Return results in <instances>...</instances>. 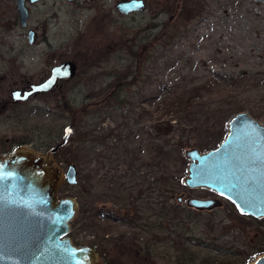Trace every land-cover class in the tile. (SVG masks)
I'll list each match as a JSON object with an SVG mask.
<instances>
[{"label": "rangeland", "instance_id": "374dc122", "mask_svg": "<svg viewBox=\"0 0 264 264\" xmlns=\"http://www.w3.org/2000/svg\"><path fill=\"white\" fill-rule=\"evenodd\" d=\"M150 1L147 12L122 16L117 0H45L29 5L26 28L16 1L0 0L1 154L23 146L47 154L73 125L68 144L53 158L63 169L60 197L79 203L70 234L81 235L80 243L97 234L98 220L88 198L80 204L83 191L100 192L95 201L101 208L109 188L116 195L112 204L131 201L141 191L151 209L153 264H239L249 258L253 264L264 254V219L239 213L209 189L177 188L173 179L185 181L189 159L153 154L154 146L167 142L154 141L150 132L159 120H172V143L183 141L206 153L221 145L238 113L264 125V1ZM29 28L39 35L33 43ZM149 35L140 60L131 59L128 46L138 44L139 53L146 44L139 39ZM101 50L112 55L98 56ZM69 58L79 65L75 80L24 103L12 101L13 91L45 81L55 63ZM171 87L183 101L193 88H203V95L196 94L191 112L182 109L170 118L160 103L153 104ZM120 88L122 99H107ZM80 134L91 144L80 143ZM70 165L79 172L74 186L65 178ZM182 196L185 203L179 206ZM192 198L218 199L222 206L197 211L188 207ZM85 218L91 221L84 223Z\"/></svg>", "mask_w": 264, "mask_h": 264}, {"label": "water", "instance_id": "95a60500", "mask_svg": "<svg viewBox=\"0 0 264 264\" xmlns=\"http://www.w3.org/2000/svg\"><path fill=\"white\" fill-rule=\"evenodd\" d=\"M17 8L22 26H27L29 11L23 0ZM145 8L143 0H122L117 5L125 15ZM35 40L31 29L29 41ZM77 73L74 61L54 65L42 83L13 91L12 101L24 103L36 94L49 93L59 81L74 79ZM69 137L68 130L62 143L47 154L23 146L2 155L0 140V264H101L96 251L77 246L70 236L79 211L77 199L60 197L63 169L53 156ZM186 156L190 162L186 187L214 191L239 213L264 219V125L245 112L238 113L229 121L219 147L206 153L190 149ZM78 176L77 167L68 166L65 178L70 185H77ZM187 204L197 211L222 206L218 199L192 198ZM253 264H264V254Z\"/></svg>", "mask_w": 264, "mask_h": 264}, {"label": "flooded vegetation", "instance_id": "af4514ba", "mask_svg": "<svg viewBox=\"0 0 264 264\" xmlns=\"http://www.w3.org/2000/svg\"><path fill=\"white\" fill-rule=\"evenodd\" d=\"M15 1H16L15 5L17 7V5L19 4V0H15ZM44 1L45 0H35V1L34 0H23L24 5H26L29 11L28 21L31 15V10L29 8V5H37ZM68 1L75 2L76 0H68ZM86 1L88 2L89 0H86ZM120 1L122 0H117L115 8L118 11V13L122 16L143 14L147 12L148 5L152 4L150 0H143L144 5H146V8L143 11H133L125 15V14L120 13V11L117 9V5ZM155 4L156 5H167V3L162 0L161 1L156 0ZM163 11L164 10L161 11V14L164 13ZM18 14H19V10H18ZM19 20H20V15H19ZM20 24H21V21H20ZM27 26H24V27L28 28ZM30 30L31 28L28 29V34ZM34 31L36 32V39H37L39 36L38 32L36 30ZM56 53L57 52H54L53 54L54 58L56 57ZM65 56H67V53H60L61 58H64ZM86 57L87 56L85 53L84 58ZM69 60L74 61L78 64L77 60H73L70 58L64 59L60 63H63ZM60 63H55L54 65H57ZM78 73H79V65H78ZM78 73L74 79L59 81L56 87L49 93L36 94L34 96L47 95V94L52 93L59 87L61 83H67V82H71L75 80L78 76ZM32 84H36V83L28 84L29 87ZM23 90H27V89H23ZM17 103H21V102H17ZM115 199H116V196L115 198L112 199L111 202H114ZM130 199L131 201H127V202L124 201L125 203L123 204H120V201L117 203L115 202V204L114 203L112 204L111 202H106L102 204V208L100 206L97 212V217H96L98 218V220L96 221L97 234L93 236L88 234V236H86V239H85V241L88 240V242L86 243H80L79 240L81 238L80 237L81 235L71 236L70 234L74 243L77 246L90 247L94 251H96L98 253L99 261L101 264H153L154 249H153V244H152L153 242L152 241V216H151L149 200H147L146 197H145V200H142L143 197L141 195V191H140V194L136 195V197L130 196ZM176 202H177V205L183 206L185 203V200L183 199L181 202H179L177 198ZM110 204H112L113 206H110ZM89 218H85L84 223L87 220V224H88L89 221H91V219L89 220ZM106 222H109L111 224L108 225V223ZM72 232H73V227H72L71 233ZM180 251L182 252L181 249ZM165 254H166L165 252H162V257H165L166 256Z\"/></svg>", "mask_w": 264, "mask_h": 264}, {"label": "trees", "instance_id": "16d2710c", "mask_svg": "<svg viewBox=\"0 0 264 264\" xmlns=\"http://www.w3.org/2000/svg\"><path fill=\"white\" fill-rule=\"evenodd\" d=\"M152 40L151 36H146L144 38H140L139 41H146L144 45H142V47L140 48L139 47V53H137L136 51V48L138 47V44L137 45H130L128 46V50L129 52L127 53L128 55L131 56V59L135 60V59H138L140 60V51L143 50V51H146V47L147 45L149 44V42ZM110 50H107V51H100V52H97L98 53V56L101 54L103 55H112V52H109ZM169 91L166 92L165 95H163V98L162 101H158L157 100H160L159 98L155 99L154 101V104L155 105L156 103H160L158 104L159 106L161 105L163 107V110L165 111L163 114L164 115H167V117H170V118H175V113H180L182 111V109H185L186 111H189L191 112V110L193 109V106H191V102L193 100H195L196 98V94H200L201 96L203 95V88H193L190 92H189V98L185 101H183V98L181 97V95H179L175 90L172 89V87L170 89H168ZM178 96V97H177ZM123 98V91L122 89H118V91L114 92V94H112V96H108L107 99H112L114 101H119L120 99ZM157 106V105H156ZM79 114L78 113H75L74 115V120L76 119L75 117H77V115ZM159 123H157L155 126H154V129L150 132V137L156 141L158 140L160 137H164L166 138V142L167 144L165 146H163L162 148H159V147H156L154 146V148L152 149V153L153 154H157V153H162V155L164 157H168V159H170L171 157L175 159H180L181 162L185 163L184 162V159L187 161V158H186V151H188L189 149H192L194 147L192 146H189V144H185L183 141H178L176 143H172V141L169 140V135L174 131V127H173V121L170 120L168 122H161L160 123V120L158 121ZM74 129L75 127L72 125V127H70V131L71 132H74ZM224 134V133H223ZM225 138H226V135H224ZM80 138V143L82 144H85V143H89L91 144V142H89L87 139L89 138L88 135H81L79 136ZM224 138V139H225ZM78 142H79V139H78ZM27 143H22L21 145H26ZM175 154V156H174ZM188 166H189V162L187 161L186 163ZM172 179V178H171ZM174 180V183H175V186L177 188H185L186 186L183 184L184 182V178L183 179H173ZM171 194V191L169 192ZM99 194L102 196V194L99 192H97L96 194H92L90 191L87 192L86 194L84 193V191L82 192L81 196H80V199L78 198L80 204H81V199L84 200L86 198H88L90 200L89 203H87V205H91V202H92V205H93V216L96 218L97 217V212L99 210V207H100V203L96 202L95 200H97L99 198ZM114 194V189L113 188H109L108 189V192H107V199H105V201H108V202H111L113 198H115L116 195H113ZM113 195V196H112ZM105 197V196H103ZM87 199V200H88ZM171 199V198H169ZM86 205V204H85ZM81 207V205H80ZM184 210V209H183ZM96 215V216H95ZM188 218V216L186 217ZM164 224V222L162 224H158V226H162ZM264 227V226H263ZM183 251V250H182ZM264 253V252H263ZM254 261V259H251L249 258V260H246L245 262L242 261L241 263L239 264H251L252 262Z\"/></svg>", "mask_w": 264, "mask_h": 264}, {"label": "snow or ice", "instance_id": "6c2138e0", "mask_svg": "<svg viewBox=\"0 0 264 264\" xmlns=\"http://www.w3.org/2000/svg\"><path fill=\"white\" fill-rule=\"evenodd\" d=\"M0 178H2V177H0Z\"/></svg>", "mask_w": 264, "mask_h": 264}]
</instances>
